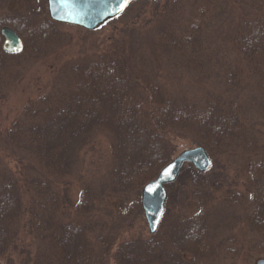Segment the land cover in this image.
I'll return each instance as SVG.
<instances>
[{"label":"trees","instance_id":"obj_1","mask_svg":"<svg viewBox=\"0 0 264 264\" xmlns=\"http://www.w3.org/2000/svg\"><path fill=\"white\" fill-rule=\"evenodd\" d=\"M157 1L134 0L110 19L122 17L134 4L133 8L145 10L151 2L150 20H157L160 27L148 39L121 40L107 51L81 53L62 62L48 88L29 100L4 131L0 257L17 249L21 227L41 240L27 257L31 264H109L112 251L116 264H196L205 257H218L208 232L213 199L202 181L188 186L190 196L198 199L199 210L182 216L166 209L158 230L145 238L119 240L122 232L106 227L95 214L98 201L141 192L172 159L177 138H192L212 157L234 151L259 155L245 106L230 105L223 93L205 89L201 75H208V66H220L225 67L229 85L253 84L257 111L264 116V0H174L161 10L154 6ZM186 2L191 7L183 11ZM222 14L223 41L231 39L234 57H227L223 44L208 33L211 21ZM4 25L23 37L22 52L5 51ZM59 25L49 15L38 21L21 14L0 18V98L16 77L19 55L27 53L36 59L56 51L53 41L63 33ZM155 56L166 57L200 77L185 85L174 72L163 75L147 69L148 60L152 62ZM103 132L110 141L107 168L98 179L83 181L75 215L63 220V184L81 172L83 152ZM250 167V205L244 219L256 233L254 246L264 250V156ZM131 205L142 208L138 198H132ZM192 235L195 240L190 239ZM223 264L239 263L233 257Z\"/></svg>","mask_w":264,"mask_h":264},{"label":"rangeland","instance_id":"obj_2","mask_svg":"<svg viewBox=\"0 0 264 264\" xmlns=\"http://www.w3.org/2000/svg\"><path fill=\"white\" fill-rule=\"evenodd\" d=\"M172 1L174 0H159L154 6L161 10ZM151 5V2L146 3L145 10L131 6L132 10L130 9L122 17L108 20L93 30L77 24L57 21L60 23L59 29L63 33H59L58 40L53 41L56 47L55 52L36 59H31L32 57L27 53L19 55L16 58L18 69L14 73L16 77L10 82L6 96L0 98V149L4 148L2 141L4 131L11 126L29 100L35 99L38 94L48 88L56 67H59L62 62L72 61L81 53L83 55L84 53L107 51L108 48L113 47V44H120L121 40L128 42L137 38L148 39L147 36L158 25L157 20H150L152 18ZM190 7L186 2L182 9L183 11L185 8L190 10ZM18 14L32 17L38 21L44 15H49L48 0H0V18L9 19ZM218 17L219 19L213 23L211 21L208 27L209 36L217 43L223 44L224 51H227V57H234L236 53L230 49L233 45L231 39L225 38L226 40L223 41V14ZM130 26L135 28L132 29ZM23 41L25 47L26 42L24 39ZM148 62L150 66L148 65L147 69L160 70L163 75L174 72L178 74L181 82L185 85L191 84L195 78L200 77L192 73L193 71L176 67L166 57L164 59L162 56H155L152 62L149 60ZM224 69L225 67L221 68L220 66L207 67L208 75H201L205 80V89L218 90L223 93V100L230 105L245 106L253 130L251 138L256 143L259 155L254 156L250 153L234 151L225 153L223 156H213L211 167L205 170L210 172L205 175L206 177L199 174V172L205 171L200 170L189 161L185 162L175 182L173 184L170 182L166 186L168 190L166 209L170 208L182 216L193 215L199 210L200 204L197 198L190 196L188 186L197 181L207 183L208 194L213 199L214 208V213L209 218L208 232L212 238L213 251L218 253V257L215 258L213 255V257L210 256L211 259L205 257L197 261L196 264H223V261L226 262L233 257L239 264H258L259 259L264 257V250H259L254 246L256 233L245 222L244 212L246 206L250 205L251 195L247 185L251 177V163L260 156H264V116L257 111L258 105L255 104L257 101L254 96L255 87L253 84L244 85L246 89L241 84L238 88L229 85ZM192 87L195 88L194 92L198 93V88ZM195 145H197L196 142L189 137L175 139V151L172 158L184 149ZM83 159L84 164L81 166V172L77 173V176L68 177L66 183L63 184L64 188L61 189L60 209L64 211L62 213L63 220H69L75 215V205L80 199L83 181L98 179L97 177H100L107 168L110 159V141L105 132L99 133L94 143L85 149ZM63 185L61 183V186ZM141 195V192L136 190L110 196L102 202L98 201L95 210V214L99 218L98 221L101 219L102 224H106V227L114 226L117 231H121L119 240L130 237H147L151 232L144 210L131 205L132 198L141 200ZM95 218L97 219V217ZM194 237L195 235H192L190 239L193 240ZM40 241L38 236L30 234L28 229L21 227L16 243L17 249L13 252H5L0 257V263L31 264L26 262L27 257L31 255L30 252L39 245ZM94 244L95 242H93ZM23 246L27 248L23 250ZM113 252L110 254L109 264H116ZM187 257L190 258L189 261L194 259L190 255ZM193 262L195 263V260Z\"/></svg>","mask_w":264,"mask_h":264},{"label":"water","instance_id":"obj_3","mask_svg":"<svg viewBox=\"0 0 264 264\" xmlns=\"http://www.w3.org/2000/svg\"><path fill=\"white\" fill-rule=\"evenodd\" d=\"M133 1L128 0L122 7L123 0H48V7L51 18L55 20L95 29L107 19L125 11ZM1 34L5 51L18 53L23 50V38L15 28L5 25L1 27ZM188 161L202 171L212 165V157L207 149L203 145H195L173 157L155 178L143 186L141 204L151 231L158 228L165 212L168 196L166 184L176 180L182 166ZM258 264H264V257L259 259Z\"/></svg>","mask_w":264,"mask_h":264},{"label":"snow or ice","instance_id":"obj_4","mask_svg":"<svg viewBox=\"0 0 264 264\" xmlns=\"http://www.w3.org/2000/svg\"><path fill=\"white\" fill-rule=\"evenodd\" d=\"M127 2H128V0H123V3H122V7L124 6V5H126L127 4Z\"/></svg>","mask_w":264,"mask_h":264},{"label":"flooded vegetation","instance_id":"obj_5","mask_svg":"<svg viewBox=\"0 0 264 264\" xmlns=\"http://www.w3.org/2000/svg\"><path fill=\"white\" fill-rule=\"evenodd\" d=\"M167 199H168V196H167ZM166 211V210H165ZM164 215H165V212H164ZM164 217V216H163ZM163 219V218H162ZM162 219H161V221H160V223H159V226H160V224H161V222H162ZM159 226H158V228H159ZM149 229H150V227H149ZM158 230V229H157ZM187 259H189L188 257H187Z\"/></svg>","mask_w":264,"mask_h":264}]
</instances>
